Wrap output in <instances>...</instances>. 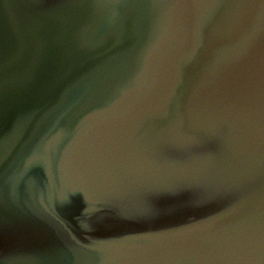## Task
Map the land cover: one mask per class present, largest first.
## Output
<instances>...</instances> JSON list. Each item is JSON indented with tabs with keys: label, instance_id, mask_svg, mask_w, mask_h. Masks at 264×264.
I'll use <instances>...</instances> for the list:
<instances>
[{
	"label": "water",
	"instance_id": "obj_1",
	"mask_svg": "<svg viewBox=\"0 0 264 264\" xmlns=\"http://www.w3.org/2000/svg\"><path fill=\"white\" fill-rule=\"evenodd\" d=\"M0 264H264V0H0Z\"/></svg>",
	"mask_w": 264,
	"mask_h": 264
}]
</instances>
